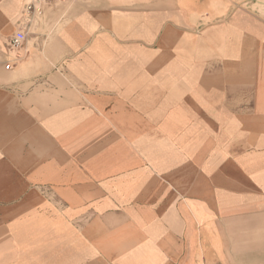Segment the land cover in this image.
Segmentation results:
<instances>
[{"label": "crops", "instance_id": "crops-1", "mask_svg": "<svg viewBox=\"0 0 264 264\" xmlns=\"http://www.w3.org/2000/svg\"><path fill=\"white\" fill-rule=\"evenodd\" d=\"M121 1L50 6L33 21L20 61L7 70L6 41L17 28L23 0H0V260L196 264L200 250L203 264L214 260L209 243L218 240L215 234L223 233L225 224L217 216L210 219L207 203L202 205L209 198L202 192H215L213 182L188 173L192 165L161 172L160 141L162 132L172 138L181 130L172 129L173 122H186L187 132L194 114L206 126L207 120L220 119L223 109L203 106L225 103L224 72L218 70L209 86L208 67L185 66L186 74L197 75L200 92L194 95L192 80L177 81V68L169 65L168 81L161 83L159 76L146 88L145 73L160 74L161 58L176 56V39L162 36V19L176 17L163 15L159 0ZM167 40L169 48H161ZM185 53L198 55L193 48ZM228 56L231 67L240 65L238 50ZM146 57L153 64L146 65ZM239 77L233 73V81ZM256 80L254 104L264 105V79L256 75ZM166 83L173 95L161 93ZM240 86L234 84L238 92ZM213 90L216 97H209ZM236 96L232 102L240 105ZM178 101L185 108H170L161 117L158 144L146 150L145 120L153 118L145 105ZM197 105L202 107L193 109ZM250 115L248 121L260 119L257 112ZM232 120L227 128H239L240 114ZM216 131L224 136L222 126ZM191 141L181 140L182 147H192L187 155L177 151L187 163L194 153ZM176 146L169 144V150ZM34 232L56 234L62 247L44 248L37 257L33 238L25 236L18 254V234ZM221 257L217 264H235L224 253Z\"/></svg>", "mask_w": 264, "mask_h": 264}, {"label": "rangeland", "instance_id": "rangeland-1", "mask_svg": "<svg viewBox=\"0 0 264 264\" xmlns=\"http://www.w3.org/2000/svg\"><path fill=\"white\" fill-rule=\"evenodd\" d=\"M136 1L144 0H122L121 2L130 4ZM25 2L26 0H23V7L17 22L22 17ZM159 2L163 15L168 16L170 13L171 17H176L170 20L162 19V36L166 33V37L171 35L176 39L177 52L175 57L161 58L162 72L160 74L145 73L146 88L151 87L147 82L152 84V82L159 81V76L161 83L167 82L170 66L177 68L175 73L177 81L183 83L186 76L188 81L192 80L194 95L200 92V89L197 90L199 87L196 88L198 79L195 77L197 75L195 73L186 74L185 66L189 68L192 66L195 71L196 68L200 70L201 67L206 69L208 67L211 76L208 81L209 86L213 82L211 81L213 77L216 78V74L220 72L218 70L224 72L225 78V103L219 106L216 104L203 106L211 108L212 111L214 108H219V111L223 109L224 114L219 120L209 119L207 120L208 126H206L196 119L197 116L194 114L188 122L187 132L183 131L186 124L183 120L171 124L172 129H181L173 132L175 136L172 138L163 135L162 132L160 152L164 155V162L160 163L162 166L160 171L169 174L168 171L171 170L182 171L174 167L192 165L193 168L187 169L188 173H192L195 177L199 172L204 179L211 178L215 192L210 189L208 194V189L204 190L202 198L205 196L209 198L207 202L202 199V205L207 203L210 219L212 217L216 219L215 216H217L218 220H222L225 225L223 233L215 234L218 240H210L209 244L212 245V249L208 250L211 254L209 258L214 259L208 260L210 264H217L218 258L222 259V253L226 260H232L231 262L235 264H264V105L254 104L256 92L253 85L255 83L253 85L251 83L254 80L257 81L256 75L264 79V0H159ZM171 27L175 28L176 32L172 33ZM161 48L168 49L169 40L162 42ZM190 48H193L198 55L192 58L185 57V51ZM234 49L235 53L238 50L240 55V65L231 67L233 58L228 55ZM152 60L146 57L145 64H153ZM235 60L238 59L235 58ZM259 61L263 62L260 65L262 67L256 65ZM233 68H235L234 72ZM233 73L235 77L236 74L240 75L237 80L241 85L239 92L234 87L237 81L233 79L237 78H232ZM167 85V83L163 85L161 93L173 95L174 90ZM233 87L235 90L232 89ZM185 91V88L182 89V93ZM178 93L179 90L177 96H181ZM237 93L240 94V105L232 102L233 96L237 97ZM209 97H216V91H210ZM179 102L177 105H145L146 114L153 118L145 120L146 150L152 151L154 144H158L156 133L160 132L159 125H163L161 117L165 116L170 108L184 107ZM195 107L202 106L197 105L193 109ZM254 112L259 114L260 119L248 121V117ZM234 114H240L242 118L239 121L240 126L239 128L235 126L236 129H228L227 125L233 121ZM220 126L223 128L224 136L216 135V130ZM161 129L163 131L162 126ZM181 140H188V142L192 140L194 153L188 155L190 164L185 161V155L177 153V151H182L187 155L192 148L191 146L182 147ZM169 141V144L174 146L178 143L174 152L169 150L167 143ZM151 174L148 173L145 176H152ZM25 236L29 239L33 238L34 252L38 254L37 257H41V252L46 251L44 248L53 249V252H56L62 247L55 240L56 234L54 233L18 234V254L24 252L25 244L21 239ZM51 253L50 250L47 256H51ZM89 261L0 260V264H89ZM194 261L196 264H203L201 250L198 259Z\"/></svg>", "mask_w": 264, "mask_h": 264}, {"label": "built area", "instance_id": "built-area-1", "mask_svg": "<svg viewBox=\"0 0 264 264\" xmlns=\"http://www.w3.org/2000/svg\"><path fill=\"white\" fill-rule=\"evenodd\" d=\"M66 1L68 0H26L23 14L17 24V28L6 43L8 56L10 57L6 65L7 70L11 69L20 61L19 52L23 48L33 21L41 16L50 6L63 4Z\"/></svg>", "mask_w": 264, "mask_h": 264}]
</instances>
